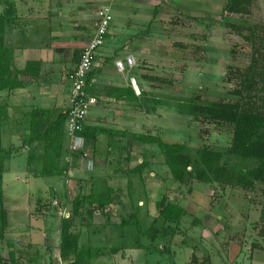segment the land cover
<instances>
[{"label":"rangeland","instance_id":"374dc122","mask_svg":"<svg viewBox=\"0 0 264 264\" xmlns=\"http://www.w3.org/2000/svg\"><path fill=\"white\" fill-rule=\"evenodd\" d=\"M58 1L50 0L48 4L49 0H43L42 5L46 8L55 2L54 8L59 11ZM62 2L66 6L64 17L56 15L52 27L57 30L63 21L67 28L63 30L62 38L71 42L76 36L80 39H91L99 20V11L109 7L112 21L106 41L98 50V55L101 49L104 51L97 55L100 59L94 68H109L108 72L115 81L131 85L133 88L134 78L140 90L138 92L134 89L139 94V101L127 102V105L122 107V112L113 113L116 115L115 119H112L109 111L108 121L98 124L101 126L98 129L93 125L91 120L94 117L91 115L87 134L91 133L92 129L99 131L106 126L123 127L124 129L116 132L122 145V136L127 126L137 130L136 133L159 136L167 143L186 145L193 152L207 147L223 153L222 163L225 165V171L222 172V178L226 180L228 175L234 177L233 183H223L213 178L207 182L193 179L180 184L172 177L166 178L167 174L171 175L166 172L167 164L164 167L166 169L161 170L159 167L164 163V157L156 144L138 147L140 141L131 138L135 147L130 148V155L135 160L132 161L131 158L130 162L124 163L118 157L125 155L126 159V152L122 146L119 150V142L116 139H111L110 141L116 143H112V148L118 150L116 161L120 162L119 166H123L124 170L126 166L142 165L139 162L143 156V161L156 162L155 170L160 172L161 178L155 179L157 181H147L139 175L130 177L129 172L120 174V177H123L124 183L121 187L125 190L123 197L126 202L137 200L143 185L147 184L151 190L147 198L145 194V200H149L144 202L140 218L141 229L150 227L158 216L157 201L162 196L167 195L172 202L184 207L185 214L180 223L181 233L172 240L160 239L151 242L140 238V227L132 221L119 227L123 234L117 236L113 242L103 234L100 237L101 243L98 242L97 245L110 247V243L114 245L126 242L129 247L136 248L138 243L145 242L155 252L148 249H132L128 251L131 256L123 260L111 259L113 252L109 250L101 260L105 264H115L114 260L120 264H264V181H250L249 176H242V171L257 168L258 161L242 158L231 152L234 124L215 121L206 114L194 115L189 109L180 106L186 102H238L243 110L264 115V0H249L244 11L240 13L230 12L226 8L227 0ZM85 28L90 29L89 32H86ZM23 41L29 45L32 43L29 38ZM128 57L133 58L131 68L127 66L126 70H119L116 62L123 60L126 63ZM103 101L105 100L101 98V103H108ZM62 107L64 106L54 109L51 115L65 112L67 106ZM129 112L132 113L130 117H125ZM138 113L140 115H137ZM24 115L22 122L15 126L16 131L11 122L0 125V145L22 150L20 153L14 151L15 155L6 157L3 168L5 206L11 212L12 233L18 238L26 236L27 203L30 197L41 195L38 201L39 212L45 214L47 208L54 206L49 197L58 196L56 191L50 192L49 187L52 182H63L67 179V171L64 170H67L69 160L76 158L75 161L91 164L96 157L88 146H85L88 152L86 157L84 150L71 152L68 148L71 142L67 136L66 152L64 151L61 158L62 173L54 176L44 173L45 143H37L34 146L37 153H31L34 148L29 149L25 144L29 138L27 131L30 119L28 122ZM132 120L138 126L133 123L131 126ZM128 128L126 133H129ZM129 140L125 141L130 142ZM121 150L123 153H120ZM33 160L35 166H31ZM91 174L89 171L76 169L71 176L76 179L89 178ZM110 177L111 173L107 171L102 174L103 179L97 178V181H94L95 186L103 191L109 186ZM244 179L250 184H241ZM128 180L131 183H128ZM58 185L55 184L56 188ZM128 186L131 187L130 190L127 189ZM71 195L72 193H67L68 199L63 200L74 202L77 196ZM32 200L30 199L31 202ZM58 206L63 208L62 203ZM107 210L115 213L114 207ZM48 214L55 217L53 222L56 226V221L61 217L54 213L53 209H49ZM162 222L161 219L159 223ZM2 228L0 223V232ZM139 239L141 240L138 241ZM9 241L6 235L0 236V246L3 245L2 249L6 250L0 251V261L8 260L5 252L10 248ZM39 241L44 247L45 237L40 236ZM160 246H168L171 251L160 252ZM53 250V254L58 252ZM107 257L109 261L105 260ZM52 258L47 264H53ZM67 263L71 264V259H68Z\"/></svg>","mask_w":264,"mask_h":264},{"label":"crops","instance_id":"0c3cea01","mask_svg":"<svg viewBox=\"0 0 264 264\" xmlns=\"http://www.w3.org/2000/svg\"><path fill=\"white\" fill-rule=\"evenodd\" d=\"M42 1L43 0H0V15H3L5 20L3 35L7 46L14 49L15 65L18 68H24L29 61H38L41 63L40 73L38 77H31L26 79V81H24L23 87L21 88L15 89L13 91L5 90L0 92V122L3 121V123L5 124L11 122L13 126L12 128L15 131V126L19 125V123L22 122L21 120L23 118V115L25 114L24 117H26L27 121L29 122L32 111L35 109L56 110L57 108L59 109V106H67L66 109L69 107L70 82L68 79V74L78 62L81 50L90 40L84 37H81L80 39L79 36H76L75 39H72L74 40L72 42L68 41V39H63V30L67 28L64 26L63 21H61L60 26L57 27V30L53 29L52 23L56 18V15L64 17L66 6L62 1L67 0H61V2L55 0L58 1L57 3H59V11L55 10L54 8L55 2L53 3V5L47 6L48 8H44V4L42 5ZM33 3H35L36 6L33 5ZM48 4H50V0ZM85 30H87L86 32H89L90 29L85 28ZM93 31L95 32V29ZM26 38H29L31 40L32 43H30V45L24 43L23 40H26ZM103 51L104 49H101L99 55ZM99 59L100 58H97L95 65H97V61H99ZM107 64L109 65V62H107ZM96 67L97 66H95V68ZM108 69L109 68L105 67L98 68L97 70H95L94 76L92 78V82L96 86V91H98L99 94V101L91 108V111L87 117L86 124H89V118L92 115L94 119H92L91 121L93 125L97 127V129L98 127H101L98 126V124L106 123L108 121L109 115H112V119H115L116 115L114 116L113 113L118 114L122 112V107L124 105H127V102L130 103V100L126 98H116L114 96H111V92L116 88L121 87L123 89H129L132 86L128 84H120L115 81L114 77L108 72ZM64 91H66V93H64ZM136 95L138 96L139 94L136 93ZM101 98L105 100L103 102L107 101L108 103H101ZM114 108H119V110H116ZM109 111H111V113L107 115ZM131 114V112H129L128 114L126 113L125 117L129 118ZM137 115H140V113H138ZM116 122L117 120L114 121V123ZM132 123L134 126H138V124H136L133 120L131 122V126ZM106 127L101 128V130L99 131L92 129V135L90 139L85 140V146H88L87 148L91 151L92 155L95 154L96 156L94 158V162H92L91 164H84L81 161H75L76 158H71L69 160L70 162L66 165L67 170H64L67 171V173L64 172L67 175V179L63 182L51 181L52 183L49 187L50 192L56 191L58 196L54 197L50 195L51 197L49 198H51V204H54V206L51 204L50 205L54 213L58 214L61 217L60 220L56 221V226H54L53 222L55 217L48 214L49 209L52 210L50 207L49 209L47 208L44 211L45 214L39 212L38 201L41 195L30 197V199L33 200L31 202L29 199V202L27 203L28 226L27 230L25 231L26 236L23 238H18L13 235L14 233H12L13 230L11 229V212H9L8 208L5 206L8 212V225L5 228V233L6 237L11 242V246H9L10 248H8V252H5L6 258H9L8 253L10 254V251L12 250L15 251L16 259L20 260V262L23 264H47L52 257V263H54V261L59 256L62 257L61 241L63 220L64 218L71 217L73 218V222L70 231L76 233L79 236V250L80 253H83L82 264H100V262L101 264H105L101 260L105 257V252L109 250L112 251L116 248L118 252L113 253L111 259L122 258L123 260H126V258L131 256L128 254L129 250L140 249L129 247L126 242L117 243L114 245L110 243V247L100 246L96 244L98 242L101 243L100 237L103 234L111 242H113V240H116L118 238L117 236L120 237L123 233L119 230V227H123V225L125 224L122 223L123 217L126 214L138 212V216L139 218H141V213L144 209V202L146 200H149H145V194L147 198L149 191H151L149 189V186L146 184L143 185V190L141 192V195H143L144 197L140 195L137 200H129L130 203L126 202L125 197H123L125 190L121 187L122 183H124L122 182L123 177H120V174H126V172H129L130 177L139 175L147 181H157L155 179L161 178V175L159 174L160 172L157 173V171L155 170L154 164H156V162L152 163L150 161H143V156L142 158H140L141 162H139L140 164H143V166H126V170L123 169V166H119L120 162L117 163L115 158L116 152L118 150L116 151L112 148L115 142L113 143L110 140L116 139L119 142V150L121 146L123 147V151L127 154L126 159L125 155L119 156L118 159L124 163H128L132 158L130 155L132 150L130 152V148L135 147L132 144V136H129L128 134L130 133L131 135H139L140 133H136L137 130L130 127L128 128L126 126L129 133L125 135L127 132V128L125 127V134L123 133L124 135L122 136L124 138L122 140L123 144L121 145L120 139L117 137L119 136V134L116 132L123 127ZM27 134H29V130L27 131ZM125 140H129L130 142H127ZM37 143L39 142H35L27 146L29 149H31L34 148ZM148 145L151 144L139 142L137 146L144 148L148 147ZM21 151L22 150L16 152L20 153ZM31 153H37V150L34 148V151H32ZM120 153H123L122 150L120 151ZM133 160H135L134 157L132 158V161ZM163 164L159 166L161 167V170L166 169L164 167L167 165L164 164L163 166ZM32 165L35 166L34 160L31 163V166ZM76 169H83L91 172L92 174L89 178L79 177L76 179V177L73 178L71 176L73 175V170ZM167 170L166 172L171 173L169 167ZM107 171L111 173V177L108 179L110 184L106 189L100 191L99 187L95 186L94 181H97V178L103 179L102 174L106 173ZM171 175L167 174L166 178L171 179ZM128 183L131 182L128 180ZM55 184L56 186L59 184L57 188ZM127 189L130 190L131 187L128 186ZM105 191L107 192V194H109V197L112 198L113 201L102 210L96 209L88 219L82 218L81 214H79L78 216H72V202L69 203L67 200H63L68 199L67 193H72V195L74 196H89V198L97 200V196ZM133 193H135V191H133ZM4 199L6 204L5 191ZM56 200L58 201V204L55 205ZM59 202L62 203L63 208L58 206L60 204ZM135 202L137 203L136 205ZM109 207H114L115 213H111L110 211L108 212L107 209ZM57 210L59 212H57ZM83 235L84 240L82 241ZM40 236L45 237L46 241L44 247L39 241ZM85 239H87V241H85ZM92 241H94V243ZM2 247L3 245L0 246V251H6L2 249ZM53 249L58 250V252H55L53 254ZM76 256L77 255L73 253L69 259L73 261L74 259H76ZM105 260L109 261L110 259L107 257V259ZM114 261L115 264H120L117 260Z\"/></svg>","mask_w":264,"mask_h":264},{"label":"trees","instance_id":"16d2710c","mask_svg":"<svg viewBox=\"0 0 264 264\" xmlns=\"http://www.w3.org/2000/svg\"><path fill=\"white\" fill-rule=\"evenodd\" d=\"M248 1L249 0H227L226 8L230 12L240 13L246 8ZM4 23V16L0 15V92L5 90L13 91L23 87L26 79L39 76L41 66V63L38 61H29L24 68H18L15 65L14 49L7 46L3 35ZM94 72L95 70L93 67L88 76V90L99 99L96 86L92 82ZM116 90L117 93H115ZM142 93L141 91V94ZM111 96L139 101L132 87L129 89L116 88L111 92ZM98 101L99 100H97V102ZM180 106L189 109L194 115L206 114L215 121L234 124L235 129L231 152L239 157L246 159L252 158L258 161L257 168L242 171V176H249L250 181H264L263 114L243 110L238 102L212 101L207 104L197 102H190L187 104L186 102L184 105ZM54 111L55 110L51 109H35L32 111L28 129L29 138L25 142L26 145L41 141L45 143V165L43 166V170L44 173L48 175H59L62 173L61 171H63L61 168V158L65 151V138L67 137L66 123L69 107L65 112L51 115ZM49 116L50 118H48ZM1 124H3V121L0 122V125ZM87 131L88 125L85 122L83 132H81L85 140L90 139L92 135L91 133L87 134ZM125 135H127V133ZM128 135L132 136L133 139L139 140L140 143L156 144L164 157V163L170 168L172 178L180 184H184L193 179L202 182L211 181L213 178H215L216 181L221 180L220 182L223 183H233L234 181L233 176H226V180L222 178L225 165L222 163L223 153L219 151L204 147L193 152V150L186 145L167 143L159 136H153L151 134L131 135L130 133ZM14 151H20V149L8 148L0 145V223L3 226L2 229H4H1L0 236L6 235L5 228L8 225V212L5 207L3 186L4 161L6 157L12 156ZM140 166H143V164ZM241 184L249 185L250 182L248 184L244 179L241 181ZM112 201V198L109 197L106 191L100 193L97 196V200L91 199L89 196L78 195L75 201L72 202V216L81 214L82 218L88 219L96 209L102 210ZM157 208L159 210L158 216L154 218L150 227L145 230H142L140 227L141 221L138 212L126 214L122 219V223L127 224L131 221L132 223L135 222V225L140 227L138 229L140 238L148 239L151 242L160 239L172 240L176 235L181 233L180 223L185 214V209L180 204L172 202L167 195L162 196L157 201ZM161 219L163 220L162 224L159 223ZM72 222V217L64 218L63 220L61 255L65 260H68L74 253L77 256L76 259L71 261V264H82L83 253H80L79 250V236L70 231ZM140 240L141 239L138 241ZM9 246H11L10 241ZM136 248L148 249L151 252H155L152 250L151 246L145 244V242L138 243ZM160 249V252L167 253L171 251L168 246H160ZM112 252L117 253V248L113 249ZM0 264L23 263L16 259L15 251L11 250L8 260H2Z\"/></svg>","mask_w":264,"mask_h":264},{"label":"built area","instance_id":"2783aa9c","mask_svg":"<svg viewBox=\"0 0 264 264\" xmlns=\"http://www.w3.org/2000/svg\"><path fill=\"white\" fill-rule=\"evenodd\" d=\"M112 21V14L109 7H104L99 11V20L96 24V29L93 37L88 41L81 51L79 61L74 68L69 72L68 79L70 82L69 95V111L66 123V133L70 138L69 150L83 151L84 156L88 155L85 150V139L81 135L84 129V123L88 117L91 108L97 103V96L90 93L88 90V76L96 63L98 50L104 45L109 28ZM133 58L128 57L126 63L123 60H118L116 66L119 70H126L127 66L131 68ZM134 89L140 92L139 87L135 81ZM58 201H55V205ZM65 211V210H64ZM53 264H67V261L59 256Z\"/></svg>","mask_w":264,"mask_h":264}]
</instances>
